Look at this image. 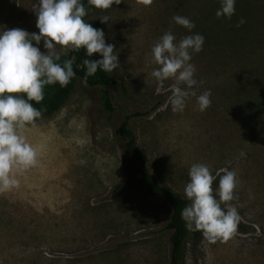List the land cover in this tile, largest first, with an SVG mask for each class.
I'll return each mask as SVG.
<instances>
[{
  "label": "rangeland",
  "instance_id": "rangeland-1",
  "mask_svg": "<svg viewBox=\"0 0 264 264\" xmlns=\"http://www.w3.org/2000/svg\"><path fill=\"white\" fill-rule=\"evenodd\" d=\"M37 2L0 0V29L39 33ZM219 6L220 0L149 6L122 0L104 12L86 9L85 21L99 20L118 55L120 66L106 86L114 109L103 108L100 87L77 77L57 110L27 126L38 164L17 174L18 188L0 193V264H169L165 225L172 209L138 181L132 149L115 134L126 115L150 171L174 191L184 195L193 164L208 165L214 176L224 168L237 173L235 235L215 243L190 235L182 264H264V0H236L231 19L216 16ZM177 15L195 27L177 24ZM169 30L177 41L204 37L190 61L198 81L191 91H211L204 111L194 96L183 111H173L174 81L161 85L151 76L159 67L151 49ZM38 47L47 51L43 41Z\"/></svg>",
  "mask_w": 264,
  "mask_h": 264
},
{
  "label": "clouds",
  "instance_id": "clouds-1",
  "mask_svg": "<svg viewBox=\"0 0 264 264\" xmlns=\"http://www.w3.org/2000/svg\"><path fill=\"white\" fill-rule=\"evenodd\" d=\"M121 2L88 0L90 6L102 12ZM137 2L149 6L153 0ZM235 3L236 0H220L216 16L231 19ZM33 10L39 33H29L18 27L0 29V193L18 188L17 174L38 164V150L25 135L27 126L35 124L42 116L41 110L31 101H43L46 85L59 83L66 87L75 77L74 58L61 63V55L81 49L86 50L87 57L99 53L101 59L83 60L85 79L96 74L98 69L110 73L120 66L118 55L114 54L115 45L106 43L102 29L85 21L88 12L81 0H38ZM100 19L106 23L110 17L104 15ZM173 20L189 31L195 27L187 17L177 15ZM242 23L241 18L239 24ZM41 41L46 52L38 47ZM203 44L201 34L187 35L177 41L169 30L151 49L152 61L159 66L151 76L161 85L169 79L174 81L168 97L173 111H183L189 96L196 97L200 111L211 106L210 90L198 96L191 91L198 84L195 66L190 63L192 53H199ZM57 46L62 53L57 51ZM221 171L223 174L217 172L214 176L208 165L193 164L188 173L190 181L183 190L190 203L182 209L181 219L189 231L201 232L203 238L212 243L227 242L241 222L237 208L231 203L236 199L237 173L228 168ZM217 177L218 188L214 189Z\"/></svg>",
  "mask_w": 264,
  "mask_h": 264
},
{
  "label": "trees",
  "instance_id": "trees-1",
  "mask_svg": "<svg viewBox=\"0 0 264 264\" xmlns=\"http://www.w3.org/2000/svg\"><path fill=\"white\" fill-rule=\"evenodd\" d=\"M81 2L85 5L86 9L93 8V6H90L88 4V0H81ZM242 12L243 16L246 19V9H243ZM86 22L92 24V26L97 29L100 24L99 20L97 19H90ZM73 58V69L76 75L70 81V83L66 87H61L59 83H56L54 85H46L44 88L43 101L40 103L31 101L33 106L37 109H40L42 115H48L57 110L71 93L74 87L75 78L78 77L82 79L88 86L100 87V98L103 108L107 111H112L114 107L106 91V86L112 80L111 75L108 72H104L103 70L98 69L96 74L87 76V78L85 79L86 68L83 66V60H98L101 59V55L99 53H95L91 57H87L86 50L84 49H81L78 52L69 51L66 56L63 54L61 55V63L63 62V60ZM131 115H140V113L135 112ZM129 116L130 115H126V119L115 129V134L123 138L126 148L132 149L131 159L138 162L137 168L140 173L138 181L142 186H144L147 194H149L150 196H161L171 206V214L169 220L165 225L166 229L171 230V249L169 264H182L187 238L192 235L193 238L197 239L201 235V232L199 231H189L185 226V222L181 219V211L188 203H190V201H188L184 195L174 191L169 186L161 184L154 176V174L150 171L140 148L136 144L134 133L128 127L127 120ZM217 180L218 178L213 184L214 187H218Z\"/></svg>",
  "mask_w": 264,
  "mask_h": 264
}]
</instances>
